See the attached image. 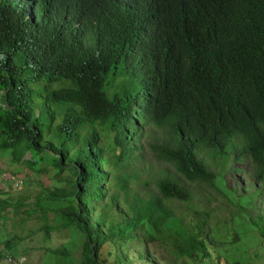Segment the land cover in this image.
Returning a JSON list of instances; mask_svg holds the SVG:
<instances>
[{
    "label": "trees",
    "instance_id": "obj_1",
    "mask_svg": "<svg viewBox=\"0 0 264 264\" xmlns=\"http://www.w3.org/2000/svg\"><path fill=\"white\" fill-rule=\"evenodd\" d=\"M25 70L47 84L36 113ZM0 89V152L35 170L52 154L60 184L33 203L44 239L67 233L45 249L54 264H123L127 242L156 264L205 255L204 219L172 220L190 188L169 171L211 183L208 152L264 181V0H0ZM146 127L159 130L146 142L167 164L158 174L138 164ZM21 238L13 230L0 259Z\"/></svg>",
    "mask_w": 264,
    "mask_h": 264
},
{
    "label": "rangeland",
    "instance_id": "obj_2",
    "mask_svg": "<svg viewBox=\"0 0 264 264\" xmlns=\"http://www.w3.org/2000/svg\"><path fill=\"white\" fill-rule=\"evenodd\" d=\"M30 75L31 71L25 70L18 79L25 88L33 90L36 113L43 96V87L47 84L43 79L31 81ZM115 79L119 80V77ZM56 83L52 82L48 86H55ZM1 92L2 89L0 110L3 103ZM157 132V128L146 127L137 139V144L140 145L138 151L142 154L138 164H150L151 170H155L156 174L167 165L165 162L155 161L147 148L146 142L151 140L152 133L154 137ZM111 138L112 133L105 130L99 143L109 147L112 144ZM211 153L204 154L207 166L213 171L211 183H188L172 169L169 171L170 175L190 188L188 200L173 202L172 220L188 223L204 219L200 231L203 233L206 254L184 256L177 264H264V181L253 182L245 159L232 163L229 160L230 154L221 156ZM27 155L28 152L23 153V156ZM35 156L38 157L35 166L44 169L35 170L13 163L9 153L0 152V247L13 230L22 236L13 248L5 249L6 254L0 259V264H54L51 257L46 261V247H54L68 239L67 233L61 230L50 232L48 238L42 237L39 228L41 217L33 200L60 182L53 176L55 168L50 163L51 152L41 151ZM15 177L21 179L18 185L13 184ZM147 178L146 173L139 171V180ZM149 185L154 186L152 180ZM254 186H257V191L251 194ZM18 200L22 203L13 207L12 204ZM42 202L48 206L53 205L47 199ZM26 213L27 218L22 217ZM113 251L112 244L106 242L103 245L101 255L106 263L112 262ZM119 253L121 254L120 251ZM123 260V264H156L143 244L136 242L126 243Z\"/></svg>",
    "mask_w": 264,
    "mask_h": 264
},
{
    "label": "clouds",
    "instance_id": "obj_3",
    "mask_svg": "<svg viewBox=\"0 0 264 264\" xmlns=\"http://www.w3.org/2000/svg\"><path fill=\"white\" fill-rule=\"evenodd\" d=\"M119 78H120V76H119ZM20 181H21L20 178H16V179H14L13 184H14V185H18V184L20 183ZM15 182H16V183H15Z\"/></svg>",
    "mask_w": 264,
    "mask_h": 264
},
{
    "label": "built area",
    "instance_id": "obj_4",
    "mask_svg": "<svg viewBox=\"0 0 264 264\" xmlns=\"http://www.w3.org/2000/svg\"><path fill=\"white\" fill-rule=\"evenodd\" d=\"M16 183V182H15Z\"/></svg>",
    "mask_w": 264,
    "mask_h": 264
}]
</instances>
